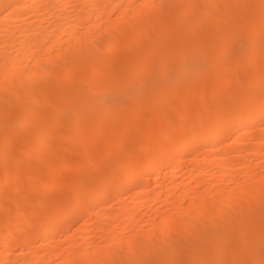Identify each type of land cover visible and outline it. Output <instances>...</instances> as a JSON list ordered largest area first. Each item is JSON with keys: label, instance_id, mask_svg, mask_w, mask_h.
I'll return each mask as SVG.
<instances>
[{"label": "bare ground", "instance_id": "1", "mask_svg": "<svg viewBox=\"0 0 264 264\" xmlns=\"http://www.w3.org/2000/svg\"><path fill=\"white\" fill-rule=\"evenodd\" d=\"M262 120L264 0H0V264H264Z\"/></svg>", "mask_w": 264, "mask_h": 264}, {"label": "rangeland", "instance_id": "2", "mask_svg": "<svg viewBox=\"0 0 264 264\" xmlns=\"http://www.w3.org/2000/svg\"><path fill=\"white\" fill-rule=\"evenodd\" d=\"M116 17V14L112 17V19H114ZM103 24H104V22H103ZM107 25V24H106ZM125 53H122V54H120V55H122V56H120V55H118V56H120V57H123L124 58V56H126V54L124 55ZM118 56H116V57H114V56H112V58H110L109 60L111 61L112 59L114 60H116V59H118L119 60V57ZM123 58H120V59H123ZM179 115V114H178ZM177 120H178V116H177ZM263 121V123H264V120H262ZM262 121H261V124H263L262 123ZM179 122H180V124H182L183 123V120H181L180 118H179ZM258 123H260V122H258ZM18 124V122L16 123V122H12L10 125L8 124V127L6 128V131H8V130H10V131H8V132H6L7 133V142H8V140H9V142L11 141V142H13L14 140H15V142H20V139H22L21 138V136L24 134V132L23 131H21V135H19L20 137H18V134H17V137H18V140H17V137H16V135H12L11 133H12V130H14V128H16V125ZM261 124L259 125L258 124V126H256L255 128H253L252 129V131H250V135H254V134H256L259 130H260V128L262 127V126H264V124L261 126ZM261 126V127H260ZM260 127V128H259ZM0 128H2L1 126H0ZM4 128V127H3ZM2 128V129H3ZM5 128H4V130H5ZM0 132H1V129H0ZM22 132H23V134H22ZM24 136V135H23ZM10 139H12V140H10ZM127 141L128 140H126V144H128V145H126V147L128 146V147H131V144H132V141L130 142V140L128 141V143H127ZM130 145V146H129ZM247 145V144H246ZM132 149H133V147H132ZM17 151H19L20 153L22 152V151H20V149H18ZM37 154H35L34 153V155L35 156H37L38 154V158L40 159L41 158V160L40 161H38L37 163H39L38 165H40V166H42V167H46V164H47V162H45L43 159H42V150H37ZM39 152H41V153H39ZM148 151L147 150H143V153L144 154H146ZM19 153V154H20ZM75 153V152H74ZM79 153V151H77L76 153H75V155H79L78 154ZM141 153H142V151H141ZM142 153V154H143ZM18 154V157L20 156ZM119 154V153H118ZM117 154V155H118ZM233 155H236L237 156V154L236 153H232ZM17 155V154H16ZM230 155H231V153H230ZM230 156V157H235V156ZM35 156H32L31 155V160H32V157L34 158ZM88 160L89 161H91V160H94L95 159V155L93 154V153H88ZM120 156V155H119ZM36 158V157H35ZM35 158H34V160H35ZM118 158L119 157H117L116 156V158L114 157V158H111L110 160H109V170L111 171L112 169H114V168H116V166L119 164V160H118ZM28 160H29V158H28ZM37 160V159H36ZM43 160V161H42ZM33 161V160H32ZM31 161V162H32ZM114 161H115V164H117V165H115L114 164ZM31 162H30V160H29V162L27 163V164H31ZM118 162V163H117ZM39 166V167H40ZM92 168V166L91 165H88V166H86V167H77V168H73L71 171H69V172H67V173H61L60 171H58V178H59V180H60V182H62L63 184H62V187H61V189H59V191L58 190H54V191H51V192H48V191H46V189L45 190H39V189H35V188H31L28 184H26L27 185V187L29 186V189H27V190H29L28 192L32 195V196H30V198H29V201L28 202H30V206H32V207H34L35 205H36V203L37 202H35V203H33L34 201H36L35 199H38L37 197H39L40 196V199L42 200V202L41 203H38L37 204V206H35V207H37L38 208V210H37V208H36V210H37V212H38V217H40V215L42 214V211L47 207V206H49V204L51 203L52 204V202H53V200L57 197V196H59V195H63V194H65L67 191H69L70 190V183L72 184L73 183V181H75V180H77L82 174H84L85 172H88L90 169ZM108 170V172H110ZM124 173H121L120 175L122 176ZM178 174V176H179V174H181V171L179 170V172L177 173ZM183 175V172H182V174L180 175V176H182ZM157 177H159L160 179L162 178H164L165 179V176H164V174H162V175H160V176H157ZM166 177H168V176H166ZM12 187H15V185H13ZM26 187V188H27ZM119 186H117V188H118ZM114 189H116V188H114ZM62 190V191H61ZM31 191V192H30ZM38 191H40V194L38 193ZM60 192V193H59ZM37 193V194H36ZM110 193H112V192H110ZM108 194L109 196L107 197V199H109V200H111V196H113V200H111L110 202L108 201V203H109V205H107L108 207H106V208H108V210L110 209V210H115L116 209V207H118L119 206V203H117V202H119L118 200L119 199H117V197L116 196H114V194ZM58 194V195H57ZM130 194V193H129ZM36 195V196H35ZM111 195V196H110ZM128 195V194H127ZM126 195V197H129V196H127ZM45 196V198H43ZM48 196V197H47ZM36 197V198H35ZM262 197V196H261ZM43 198V199H42ZM47 198H50V199H47ZM49 200V203H48V201L47 200ZM47 202V203H46ZM33 203V204H32ZM116 203V204H115ZM35 204V205H34ZM51 204H50V206H51ZM40 205V206H39ZM42 205V206H41ZM46 205V206H45ZM112 205V206H111ZM118 205V206H117ZM111 208H110V207ZM41 207V208H40ZM44 209H43V208ZM42 210L41 211V213L39 212V210L40 209ZM113 208V209H112ZM74 209V208H73ZM163 209H165L166 210V208L165 207H163ZM1 211V213H0V219H2L3 218V216L5 215L4 214V210H0ZM6 211V210H5ZM72 212H74L75 211V209L74 210H71ZM7 212V211H6ZM5 212V213H6ZM39 213H40V215H39ZM4 214V215H3ZM2 217V218H1ZM80 223V224H79ZM83 224H84V226H83ZM87 225V220H82V221H78V223L76 222V223H74L73 225H72V227H71V230L69 231V234H73V232L75 231V230H77V229H79L80 227L81 228H83V227H85ZM76 226H77V228H76ZM83 226V227H82ZM74 227V228H73ZM3 228V226L1 227V225H0V229H2ZM63 234V236L64 235H66V233H62ZM61 234V235H62ZM68 234V233H67ZM31 235V234H30ZM29 235V232L28 233H26V236H27V238L30 236ZM17 241V240H16ZM14 241V244H16V245H19V243H20V241ZM33 244V245H32ZM31 247H32V249L34 250V248H37V246H38V244H37V242H31ZM17 253H19L18 251H17ZM264 261V260H263Z\"/></svg>", "mask_w": 264, "mask_h": 264}]
</instances>
